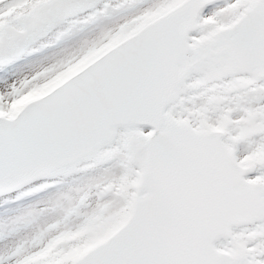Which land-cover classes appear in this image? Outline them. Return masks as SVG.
Returning a JSON list of instances; mask_svg holds the SVG:
<instances>
[{"label": "snow or ice", "instance_id": "1", "mask_svg": "<svg viewBox=\"0 0 264 264\" xmlns=\"http://www.w3.org/2000/svg\"><path fill=\"white\" fill-rule=\"evenodd\" d=\"M0 264H264V0H0Z\"/></svg>", "mask_w": 264, "mask_h": 264}]
</instances>
